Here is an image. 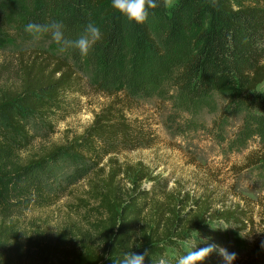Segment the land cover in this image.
Returning a JSON list of instances; mask_svg holds the SVG:
<instances>
[{
  "label": "trees",
  "instance_id": "trees-1",
  "mask_svg": "<svg viewBox=\"0 0 264 264\" xmlns=\"http://www.w3.org/2000/svg\"><path fill=\"white\" fill-rule=\"evenodd\" d=\"M25 1L26 24L61 22L71 40L89 23L100 28L102 40L87 57L110 100L68 144L22 158L35 138L32 120L52 131L67 114L74 72L63 58L49 57L47 66L31 58L20 64L18 86H0V264H118L129 251H147L144 264L161 257L176 264L191 243L211 244L206 239L216 222L247 230L254 220L239 203L211 211L207 200L175 196L141 162L123 165L117 154L154 143L153 131L141 119H129L126 109L161 78L196 100L222 93L225 111L263 119L264 0H215V6L212 0H174L171 8L156 0L143 24L114 9L112 0ZM4 19L0 7L1 26ZM64 151L97 167L88 189L98 216L83 231L63 228L45 240L21 241L18 219L58 199L45 179ZM262 158L250 152L241 168ZM122 178L130 186H121ZM146 180L151 187H141Z\"/></svg>",
  "mask_w": 264,
  "mask_h": 264
},
{
  "label": "rangeland",
  "instance_id": "rangeland-1",
  "mask_svg": "<svg viewBox=\"0 0 264 264\" xmlns=\"http://www.w3.org/2000/svg\"><path fill=\"white\" fill-rule=\"evenodd\" d=\"M0 7L5 18L0 25V86H18L20 64L31 58L45 66L49 57L63 58L72 66L76 80L69 94V110L55 121L52 131L37 120L30 123L35 138L21 152V157L26 158L71 142L110 97L100 87L101 76L87 56L75 49L60 52L50 34L34 42L25 32L28 9L25 0H0ZM152 76L147 74V81ZM156 83L129 101L126 109L129 119H141L153 131L154 143L149 147L122 150L117 154L118 162L123 165L141 162L155 177L154 182L177 197L187 195L193 200H207L211 211L237 203L244 206L254 220L247 230L216 222L212 238L206 240L236 253L233 264H264V208L261 205L264 203V158L241 168L250 152L264 155V117L257 120L244 111H225L222 93L214 92L206 99L196 100L169 78H161ZM263 88L264 82L259 86ZM49 168L51 174L45 183L58 199L18 219L21 241L45 240L63 228L70 233L76 232L77 227L83 231L98 216L97 202L88 189L89 177L97 169L90 160L64 151L57 165ZM127 180L122 178L121 186H130ZM152 184L146 180L141 187L149 188ZM27 263L28 260H23V264ZM202 264H224V260L213 251Z\"/></svg>",
  "mask_w": 264,
  "mask_h": 264
},
{
  "label": "clouds",
  "instance_id": "clouds-1",
  "mask_svg": "<svg viewBox=\"0 0 264 264\" xmlns=\"http://www.w3.org/2000/svg\"><path fill=\"white\" fill-rule=\"evenodd\" d=\"M165 8L174 6V0H162ZM215 6V0H212ZM112 7L122 13L130 21H135L138 24H143L149 15L148 9H155L158 7L156 0H112ZM63 24L61 22H50L47 24H39L29 22L25 26V32L28 33L33 41H39L45 34H50L51 39L59 46V51L64 52L68 49H77L82 56H87L94 45L102 40V32L98 26L89 23L86 26L83 35L75 40L68 39L63 31ZM227 228V227H222ZM197 242L190 244V250L186 254L180 256L176 264H202V262L213 252L218 251L222 256L224 264H233L236 259V253H230L227 249L216 244H208L203 248H196ZM144 254H137L135 252H125L118 264H144ZM153 264H169L168 260L161 257L153 260Z\"/></svg>",
  "mask_w": 264,
  "mask_h": 264
}]
</instances>
